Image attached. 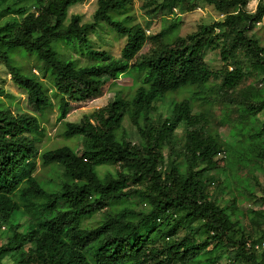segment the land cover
<instances>
[{
  "label": "trees",
  "instance_id": "trees-1",
  "mask_svg": "<svg viewBox=\"0 0 264 264\" xmlns=\"http://www.w3.org/2000/svg\"><path fill=\"white\" fill-rule=\"evenodd\" d=\"M27 1L35 4L29 7ZM83 1L0 0V21L12 16L0 24V62L40 115L54 107L42 78L49 81L63 136L80 137L82 145L41 152L44 166L61 167L67 177L57 186L53 180L43 183L28 164L44 134L41 120L0 105V230L9 224L5 237L0 235V264L7 256L14 264H264V234L255 237L239 227L236 199L223 204L211 191L226 182L227 168L219 155L226 160L229 149L210 133L206 112L194 109L197 102L227 101L242 106L245 117L264 110V88H241L247 77L264 75V46L249 35L264 19V0L253 13L247 9L250 0L145 1L153 11L173 12L192 11L204 1L224 15L186 36L178 34L179 21L150 36L142 24L129 23L131 16H116L131 0H97L92 19L84 21L82 14H70ZM101 23L127 39L119 57L92 45L90 32ZM147 43L154 48L139 60ZM60 44L94 62L79 66L60 51ZM209 48H220V69L208 66ZM18 50L42 62V78L13 63L12 53ZM133 72L141 85L132 99L117 96L79 123L66 120L111 82H129ZM215 79L220 82L217 95L206 88ZM183 89L190 96L173 100L171 114L155 120L159 102ZM126 117L141 141L117 136ZM181 124L186 143L178 151L174 139ZM235 133L243 134V129ZM245 141L242 148L233 147L240 153L234 163L248 161L251 153L263 161L264 125ZM166 146L177 156L170 168L165 167ZM102 165L118 169L102 177L97 170ZM132 197L149 208L136 210ZM255 198L264 204V195ZM99 211L104 217L98 225L84 224ZM228 252L233 254L224 262Z\"/></svg>",
  "mask_w": 264,
  "mask_h": 264
},
{
  "label": "rangeland",
  "instance_id": "rangeland-1",
  "mask_svg": "<svg viewBox=\"0 0 264 264\" xmlns=\"http://www.w3.org/2000/svg\"><path fill=\"white\" fill-rule=\"evenodd\" d=\"M13 2L14 0H10ZM146 0H131L126 10L121 14H115L120 18L125 16H131L130 24L140 23L149 31V35L159 33L163 28L174 25L177 21L180 22L178 26V34L186 36L197 30L202 24H212L213 22L222 19L224 15L218 13L212 6L206 4L204 1L199 2V6L192 10L182 12L180 10L160 9L159 11H153L145 5ZM33 1H27L25 4L29 7H33ZM259 3V0H250L247 9L250 12H254ZM97 8V0H84L70 9L71 13H79L83 15L84 21H90L92 19V13ZM1 9V8H0ZM12 16L4 17L0 21L4 23L6 19ZM250 36L256 37L260 40L261 45L264 46V19L261 23H258L253 31L249 33ZM90 38L94 48L104 49L109 51L114 57L121 55V50L124 47L127 39L118 35L108 25L101 23L98 26L97 31L90 32ZM154 45L147 43L145 47L140 51L138 59L141 60L143 56H146L152 52ZM60 51L67 54V56L76 60L79 66L89 65L94 62L88 55L80 54L73 51L70 48L59 45ZM205 57L208 66L212 69H220L223 66V62L220 57V48H209L206 50ZM13 63L18 65L24 73L30 74L32 72L41 74L42 62L34 55L27 54L22 51H15L12 53ZM46 86L49 88L48 93L53 97L54 107L45 112L44 115H40L32 104L28 101L27 91L19 87L12 79L10 70L8 67L0 62V87L3 91H0V105L9 109L12 113H21L38 116L41 120V126L44 129V134L40 136V140L36 142V150L29 159V165L34 166V175L41 182L49 180L54 181V185L57 186L62 180H66L67 177L61 167L54 168L53 166H44L39 157L40 153L47 149H54L61 146L82 147L81 138L73 137L66 138L63 136V122L57 120L58 111L56 108L58 99L54 96L53 87L49 81L42 78ZM129 82L114 81L107 85L103 90L101 96L96 97L88 105L77 108L72 111L66 120L79 123L85 114H90L94 110L107 105L115 97L121 96L126 99H132L135 95L137 88L141 85V78L137 73L128 74ZM220 84L219 80L215 79L209 83L206 88L212 89L215 92L213 95H217V87ZM250 84L254 87L264 88V75L258 74L251 77H247L241 88H246ZM190 96L188 89H183L178 92L170 94L168 97L162 99L159 102L158 108L152 113L155 120L169 116L172 112V101L183 100ZM195 111L206 112L210 119V133L216 135L222 142L224 147L229 149L227 159H223L224 155H219V160L222 165L227 168V176L225 184L220 187H213L212 193L223 204H232L233 199L237 201L236 219L239 221V227L244 228V231L251 232L255 237H259L264 234V204L261 201H257L255 197L264 195V160L258 159L254 154L247 155L248 161L236 162L240 158V153L237 149L243 147V143L248 141L246 139L252 132L259 130L264 125V110L255 116H247L243 107L235 104L228 103L227 101L218 104L201 105L198 102L195 104ZM185 126L181 124L176 130V137L174 139V149H184L185 139ZM243 129V134H236L235 130ZM117 136H124L132 142L141 141L140 135L136 131V127L132 124L129 117H126L121 128L117 130ZM233 147H237L234 150ZM165 154L167 157L165 167H172L176 159V154H171V147H165ZM181 158V157H180ZM179 159V158H178ZM180 161V159H179ZM164 167V168H165ZM118 166L114 165H102L97 167L98 173L103 177L108 173H115ZM212 174L219 171H212ZM250 196V197H249ZM131 202L135 205L136 210H146L149 208L148 204L142 201L139 197H132ZM121 207V205H119ZM20 214L15 215L18 218ZM104 217V212L99 211L92 217L84 221L85 225L95 226L100 223ZM13 219V220H14ZM201 222H196V225H200ZM9 230V224H4L0 230L1 237H5ZM186 230L182 229L180 235H184ZM200 239L203 235L199 236ZM31 244H27L29 247ZM233 253L228 252L222 257V260L226 262ZM3 264H14L11 257L7 256L3 260ZM237 264H244L240 261Z\"/></svg>",
  "mask_w": 264,
  "mask_h": 264
}]
</instances>
